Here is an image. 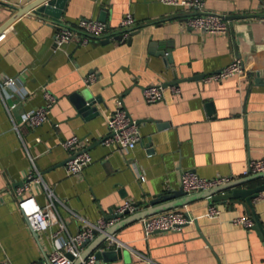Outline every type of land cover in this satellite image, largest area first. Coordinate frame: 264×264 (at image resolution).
Masks as SVG:
<instances>
[{
	"label": "crops",
	"instance_id": "crops-1",
	"mask_svg": "<svg viewBox=\"0 0 264 264\" xmlns=\"http://www.w3.org/2000/svg\"><path fill=\"white\" fill-rule=\"evenodd\" d=\"M30 1L0 0V33L5 32L0 41V74L16 80L9 96L3 99L0 94V262L48 264L45 255L65 235L51 236L58 219L75 233L83 219L95 221L125 201L136 203L177 189L182 170H194L205 178L238 179L247 176L243 171L250 159L264 157L262 20L235 18L226 33H202L184 26L183 8L159 0H66L60 20L68 25L80 17L99 20L104 12L108 33L116 35L122 17L130 12L136 19L131 30L136 32L130 40L129 36L91 37L55 49L58 28L53 18L32 12L14 18L18 8ZM203 1L207 11L234 16L257 11L258 3ZM166 50L173 64L166 61ZM234 59L245 67L241 76L188 79L218 71ZM89 73L96 78L86 84ZM257 76L261 81L255 82ZM176 80L178 93L172 91L173 84L164 85L160 100L144 99L145 87ZM82 90L102 99L97 104L99 114L88 117L77 110L70 94ZM45 91L55 98L48 119L37 126L23 123L24 111L45 103ZM118 99L139 121L141 132L140 141L127 151L101 143ZM12 102L16 106L8 111L5 104ZM72 135L79 137L75 149L92 157L79 174L65 169L70 151L61 141ZM32 162L43 183L32 180L18 185L28 178ZM263 182L264 177L248 185ZM44 184L56 197L53 218L50 227L35 237L17 208L18 189L43 205L47 202ZM210 203L218 204L220 215L205 214ZM253 205L264 229V199H254ZM145 207L144 202L135 212ZM176 208L186 209L194 222L148 237L139 220L129 223L114 233L125 257L100 260L101 264H264V236L231 222L232 217L249 215L242 204L200 197ZM102 236L103 232H96L83 243L82 252L94 253Z\"/></svg>",
	"mask_w": 264,
	"mask_h": 264
},
{
	"label": "built area",
	"instance_id": "built-area-1",
	"mask_svg": "<svg viewBox=\"0 0 264 264\" xmlns=\"http://www.w3.org/2000/svg\"><path fill=\"white\" fill-rule=\"evenodd\" d=\"M159 1L183 8L185 11L183 24L188 29L213 34L226 33L229 29L231 20L227 18V15L205 10L203 0ZM53 22L56 23L58 28L53 37L55 49L62 47V45L72 40H79L80 42L85 43L91 37L108 36L114 38L115 36V34L108 33V23L98 19L80 17L74 25H68L60 19L54 20ZM135 25L136 19L132 13H125L120 22L121 30L119 34L122 35V39H126L129 36L131 29ZM4 36L5 32H1L0 41ZM245 71L243 63L239 59H234L218 71L205 75L204 78L208 81L220 80L232 75L241 76ZM95 78L96 76L94 73H89L84 78V81L86 84H90ZM15 83V78L0 74V94L3 99L9 96L10 93L8 92V89ZM170 87L175 93L180 91V88L176 84H173ZM164 88L165 86L160 83L149 85L143 89V97L149 103L156 102L163 97ZM44 96L46 100L43 105L24 111L21 114V121L23 123H26L29 126H37L48 119L49 109L54 103L55 98L47 91L44 92ZM117 101V106L107 118L106 134L101 139V143L113 150L127 151L140 141L141 132L137 120L129 114L120 99ZM5 105L9 111L16 106V102ZM14 127L17 128V125L14 124ZM78 141L79 137L77 135H72L61 141V145L70 151V156L65 162V169L68 174L81 173L84 167L92 161V157L88 151L75 149ZM260 172H264V157L250 159L247 162L243 174L251 175ZM27 176L28 178H33V181L37 183H43L40 172L33 162ZM139 178L143 179L144 176L140 174ZM230 180L232 179L223 176L205 178L191 169L182 170L180 174V186L187 193L206 190ZM43 186L47 196V202L45 204H40L33 195H22L21 188L18 189L20 195L17 200L18 210L24 215L30 227L39 233L46 231L51 225L56 198L52 189L45 184ZM255 199H264V190L260 191ZM136 209L135 203L125 201L118 205L113 211L115 213H124L126 211L134 213ZM220 213L221 209L218 204L210 203L205 214L208 216H218ZM114 220L116 219H106V217L98 218L95 221L83 219L79 230L75 233H70L67 230L64 221L58 219L56 229L52 231L51 236L53 239H58L64 234L65 235L62 238V241L56 243L47 254L49 264H73L76 259H80L79 264H101V262L95 257L94 253H89L82 258V245L86 240L91 239L96 232H104L108 226L113 224ZM139 221L142 225L144 237H148L156 231L179 229L185 224H191L194 222V217H192L184 208H174L142 217ZM231 222L246 227H252L254 225V220L249 215L232 217ZM111 246H120L119 243L115 242L114 236L108 237L106 240V247L102 249ZM66 253H70L72 258H69ZM0 264L9 263L2 261Z\"/></svg>",
	"mask_w": 264,
	"mask_h": 264
},
{
	"label": "water",
	"instance_id": "water-1",
	"mask_svg": "<svg viewBox=\"0 0 264 264\" xmlns=\"http://www.w3.org/2000/svg\"><path fill=\"white\" fill-rule=\"evenodd\" d=\"M66 0H32L26 5L19 7L16 11L15 17H18L26 12H32L36 14H45L47 16H50L54 20H59L62 11L64 8ZM257 11L246 14V15H227V18L231 21L235 18H253V19H259L264 22V0H258V3L256 5ZM99 20L104 21V12H101V15L99 17ZM136 31H132L129 33L128 39L130 40L132 38V35ZM114 39L121 40L122 35L116 34L114 36ZM108 39H105L107 41ZM240 53H237L236 57L240 58ZM165 59L167 62L172 63V57L171 54H169V50H166V56ZM258 75V73H257ZM204 77L203 74L200 75H193L189 77L188 79H198ZM261 81L260 77L257 76L255 79V82ZM177 83L176 81H172L169 83H164L163 85H171ZM70 100L74 103L77 110L82 113L85 116L93 117L97 114H99L100 110L98 107V103L102 102V99L98 96H90L87 94L86 90H82L80 92H73L70 94ZM137 122H139L137 120ZM69 157H67L64 161V163L68 160ZM264 177V172L256 173L247 175L238 179H232L228 182L221 183L219 185H216L214 187H211L206 190L198 191L196 193H187L183 190V188L180 186L177 189H166L162 192L156 193L151 195L150 197L140 200L135 203L136 208H140V206L145 202L146 207L143 210L137 211L135 213H129L128 211L124 213H115L114 209H109V215L106 216V219H113L115 218L117 223L114 224L111 230H104L103 236L99 241H97L93 247L94 255L97 258L98 261L104 260V261H113L117 258L125 257L124 250L121 246H117L116 248H105V249H98V247L101 244H106V240L109 236H114V233L120 229L121 227L135 222L139 220L142 217L158 213L161 211H165L168 209L176 208L181 205L187 204L188 202L200 198V197H211L212 201L221 202L226 200H231L233 203H240L243 205L246 212L251 215L252 219L254 220V225L252 226L253 229H255L259 234L264 236V229L258 219V215L255 212L253 200L258 196L260 191L264 190V182L249 186V182ZM33 178H24L18 185L23 186L25 182L32 181ZM35 237H38V233L34 231ZM88 240H86L84 243H86ZM89 252H82L81 257L84 258L87 256ZM66 255L69 258H72V255L70 253H66ZM45 259L47 263L49 264L47 260V255H45ZM43 261H38L37 264H42ZM80 259H76L73 264H79Z\"/></svg>",
	"mask_w": 264,
	"mask_h": 264
}]
</instances>
